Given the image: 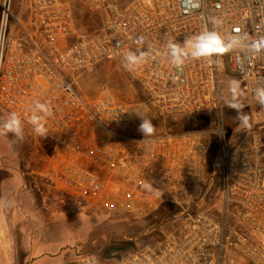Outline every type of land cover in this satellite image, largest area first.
I'll list each match as a JSON object with an SVG mask.
<instances>
[{"label":"built area","instance_id":"2783aa9c","mask_svg":"<svg viewBox=\"0 0 264 264\" xmlns=\"http://www.w3.org/2000/svg\"><path fill=\"white\" fill-rule=\"evenodd\" d=\"M83 1L102 19L99 29L80 31L69 0H22L18 8L14 0H0V108L26 119L34 101L50 105L47 136L77 155L60 159L50 182L42 183L50 187L46 199L57 208L79 199L133 214L144 209L143 195L198 191L209 168L204 137L213 133L223 218L207 203L189 215L180 238L145 244L119 264H264V145L255 131L252 146L240 152L229 151L223 124L216 131H165L146 138L123 133L140 125L136 112L167 123L221 111V84L231 74L246 95L241 110L264 111L256 96L264 87V0ZM209 30L238 41L211 60H189L182 70L169 63V41L183 44ZM138 51L150 58L129 69L125 55ZM108 60L122 63L144 99L123 101L107 87L98 98L84 99L66 76L93 72ZM113 179L122 184L112 187ZM70 264L99 262L79 255Z\"/></svg>","mask_w":264,"mask_h":264},{"label":"rangeland","instance_id":"374dc122","mask_svg":"<svg viewBox=\"0 0 264 264\" xmlns=\"http://www.w3.org/2000/svg\"><path fill=\"white\" fill-rule=\"evenodd\" d=\"M18 8L22 0H14ZM75 8L77 22L80 31L89 32L99 29L102 19L88 12L83 0H69ZM125 3L131 0H116ZM66 76L75 81L76 87L84 99H96L100 96L102 88L111 89L115 95L123 101H132L145 98L140 85L132 79L118 60H108L100 64L93 72L81 73L66 71ZM237 83L234 74L228 75L221 84L222 109L207 113L205 127L201 130H218L223 124L226 129L229 151L240 152L250 148L253 144V131L264 145V111L251 112L241 110L249 118L250 127L242 129L236 119L238 112L230 105L241 104L245 101V93L238 87L235 99H233L232 82ZM7 112L0 108V119L7 116ZM201 117L196 118L200 121ZM155 133L165 131H184L192 127L187 118H179L174 122H152ZM138 126L123 129L126 136H144L138 131ZM25 135L22 141L9 133L0 135V169L8 168L12 171L14 183V196L21 202L26 200L30 194L45 201L47 208L53 214L41 219V226L46 230V246L49 247V239H53V250L55 255L45 258L42 264H70L79 255H93L99 264H119L123 259L131 255L145 244H154L163 240H176L188 231V217L195 213L198 208L205 206L203 192L207 184L216 188L217 195L208 201V208L214 212L216 218L221 220L224 215V201L220 195V170L218 169L219 142L217 136L208 133L204 139L209 145L210 155L217 166L215 171L210 168L204 170L205 182L195 192L175 193L168 197L157 198L143 195L144 209L133 214L108 212L102 210L91 201L76 200L71 204H62L59 208L52 206V202L46 196L50 191L49 183L52 172L60 159H76L77 155L66 145L56 142L46 136L40 137L32 133L30 127L25 124ZM79 162L84 160L79 159ZM219 164V165H218ZM46 179L42 182L41 178ZM207 181V182H206ZM112 187L120 186L121 181L113 179ZM2 196L4 190L0 191ZM241 230L250 236V231L245 227ZM125 244H132L124 251ZM123 246V247H121ZM117 250L114 257L105 259L101 252ZM41 250L34 249L32 254Z\"/></svg>","mask_w":264,"mask_h":264},{"label":"clouds","instance_id":"9594fccd","mask_svg":"<svg viewBox=\"0 0 264 264\" xmlns=\"http://www.w3.org/2000/svg\"><path fill=\"white\" fill-rule=\"evenodd\" d=\"M214 24L222 23L219 20L213 21ZM238 38H226L216 30H209L201 32L187 38L183 44L173 43L171 41L166 45L167 59L171 65L177 70H182L183 66L189 60L195 61L200 59L211 60L212 57L218 56L226 50L232 48L237 43ZM150 58L149 52L138 51L129 52L125 55V66L129 69L138 67ZM238 84L232 82L233 99L237 94ZM256 96L258 102L264 105V87L256 89ZM237 110L238 115L236 119L239 121V127L246 129L250 127L249 118L246 114L242 113L243 105L233 103L230 105ZM140 117L141 123L138 127L144 137H151L155 133V126L151 119L147 118L141 112H136ZM52 115L51 106L39 100L34 101L30 109V114L26 119L20 113L10 112L5 118L0 119V135H8L11 133L16 140L22 141L24 139L25 123L31 126L32 133L40 136H47V119ZM146 188H151V185H145ZM16 202L11 199L0 198V217L2 213L8 209L14 208Z\"/></svg>","mask_w":264,"mask_h":264},{"label":"crops","instance_id":"0c3cea01","mask_svg":"<svg viewBox=\"0 0 264 264\" xmlns=\"http://www.w3.org/2000/svg\"><path fill=\"white\" fill-rule=\"evenodd\" d=\"M11 171L7 167L0 169V191L5 193L0 198L16 202L14 208L4 211L0 217V264H42L45 258L55 255L54 240L49 239V247L46 246V230L41 226V219L53 213L34 194L23 202L16 198ZM34 249L41 251L32 254Z\"/></svg>","mask_w":264,"mask_h":264},{"label":"trees","instance_id":"16d2710c","mask_svg":"<svg viewBox=\"0 0 264 264\" xmlns=\"http://www.w3.org/2000/svg\"><path fill=\"white\" fill-rule=\"evenodd\" d=\"M196 118H199V117H194V118L189 119L190 122H191L192 127L190 129H188V130H201L200 129L201 127H205V121H204L205 117H201L200 121H198V120L195 121ZM208 165H209L210 170L214 171V168H215L214 166L215 165H214L213 157L211 155H209V157H208ZM209 189L210 188L208 187L203 192V197L205 198V205L213 197V193H209V191H210ZM125 245L126 246H124V247L121 246V247L124 248L123 249L124 251H127L128 249H130V247L133 246L132 244H125ZM117 250H120V248H116V250H114V251H107V249L105 248V249L102 250L101 255L105 259H110V258L114 257V255H115L114 252H116Z\"/></svg>","mask_w":264,"mask_h":264}]
</instances>
